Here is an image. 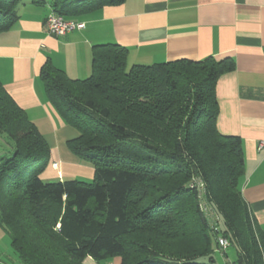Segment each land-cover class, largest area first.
Wrapping results in <instances>:
<instances>
[{
	"label": "trees",
	"instance_id": "trees-1",
	"mask_svg": "<svg viewBox=\"0 0 264 264\" xmlns=\"http://www.w3.org/2000/svg\"><path fill=\"white\" fill-rule=\"evenodd\" d=\"M21 1L0 0V33ZM32 1L71 20L126 0ZM128 55L94 46L82 80L50 62L41 70L49 102L78 133L69 150L95 171L89 182L42 179L51 147L0 81V139L10 146L0 155V226L21 264H218L216 254L222 264H264V234L242 193V140L217 127V83L234 61L129 67Z\"/></svg>",
	"mask_w": 264,
	"mask_h": 264
},
{
	"label": "crops",
	"instance_id": "crops-1",
	"mask_svg": "<svg viewBox=\"0 0 264 264\" xmlns=\"http://www.w3.org/2000/svg\"><path fill=\"white\" fill-rule=\"evenodd\" d=\"M51 12L48 4L23 0L18 21L0 33V81L51 147L42 179L93 178L95 173L68 148L78 133L45 94L40 74L46 63L82 80L91 75L93 47L101 44L127 48L129 67L231 58L234 70L223 74L216 87L217 127L242 140V193L264 234V0H126L71 19L85 28L62 37L47 31ZM2 145L0 155L10 150ZM84 264L97 263L88 257Z\"/></svg>",
	"mask_w": 264,
	"mask_h": 264
},
{
	"label": "built area",
	"instance_id": "built-area-1",
	"mask_svg": "<svg viewBox=\"0 0 264 264\" xmlns=\"http://www.w3.org/2000/svg\"><path fill=\"white\" fill-rule=\"evenodd\" d=\"M46 28L47 31L50 35L55 36V37H62L65 36L66 34L75 31V30H81L85 28L84 23L80 22H75L72 20H66L64 17L59 16L55 14L54 12H51L47 19H46ZM263 143L259 145V148H262ZM198 190L201 192L204 191V184L198 182ZM202 208L204 211L207 213H210L208 207L202 202ZM219 246H220V251L223 253L227 251L230 247V243L227 239L225 238H219L218 240ZM111 264V263H109Z\"/></svg>",
	"mask_w": 264,
	"mask_h": 264
},
{
	"label": "rangeland",
	"instance_id": "rangeland-1",
	"mask_svg": "<svg viewBox=\"0 0 264 264\" xmlns=\"http://www.w3.org/2000/svg\"><path fill=\"white\" fill-rule=\"evenodd\" d=\"M0 142L4 143V141H0ZM93 178H88L85 176V177H76L75 179L89 182L92 181ZM220 225H221V221L219 223V226ZM228 254L230 255L232 261L236 259L235 250L233 247H230L228 249ZM219 256H220L219 254H216L215 257L217 258L218 264H222V260ZM0 264H21L19 256L12 246L11 238L8 232L1 226H0Z\"/></svg>",
	"mask_w": 264,
	"mask_h": 264
}]
</instances>
